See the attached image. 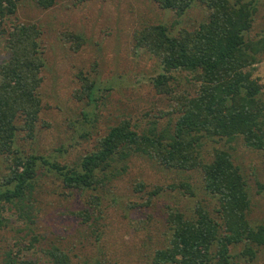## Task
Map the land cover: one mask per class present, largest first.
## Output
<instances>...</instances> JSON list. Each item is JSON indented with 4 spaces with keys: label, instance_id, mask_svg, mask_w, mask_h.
<instances>
[{
    "label": "rangeland",
    "instance_id": "1",
    "mask_svg": "<svg viewBox=\"0 0 264 264\" xmlns=\"http://www.w3.org/2000/svg\"><path fill=\"white\" fill-rule=\"evenodd\" d=\"M16 4V14L7 20L6 28L36 23L44 66L37 91L42 110L33 136L18 131L15 149L49 163L77 166L83 155L95 150L99 138L122 120H129L139 133L152 126L160 132L167 125L174 102L158 94L151 83L162 67L155 56L135 47L133 33L160 23L175 36L179 29L191 30L206 21L205 7L193 2L178 17L155 0H54L46 9L35 0H16ZM256 7L246 34L251 38L264 36V0H256ZM69 33L83 39L77 50ZM6 58L5 37H0V63ZM258 58L249 70L264 91V50ZM80 76L96 82L92 100L81 93ZM173 76L178 80L171 85L174 96L194 94L191 74L175 71ZM215 149L227 150L241 170L250 200V226H264V191L259 187L264 186L262 151L246 147L241 136L231 141L205 138L202 158L209 161ZM6 168V159L0 158V181ZM107 176L94 190H69L57 170L39 162L31 199L24 208L28 218L12 206L1 214L0 264L9 251L34 264H51L46 255L51 247L66 253L71 264H151L154 252L168 246L171 238L166 220L170 210L189 219L200 204L215 216L216 198L203 189L198 170L167 169L154 158L134 153L112 162ZM180 182L190 185L193 196L169 189ZM243 246L229 247L234 264H264V246L256 249L252 261L240 256Z\"/></svg>",
    "mask_w": 264,
    "mask_h": 264
},
{
    "label": "trees",
    "instance_id": "2",
    "mask_svg": "<svg viewBox=\"0 0 264 264\" xmlns=\"http://www.w3.org/2000/svg\"><path fill=\"white\" fill-rule=\"evenodd\" d=\"M155 1L161 9L171 10L178 17L193 2L209 12L207 20L198 27L179 29L175 36L160 23L133 33L135 47L155 56L162 67L151 83L158 94H166L174 102L167 125L160 132L152 126L139 133L129 120H122L99 138L95 150L83 155L77 166H61L41 156H24L14 148L18 131L23 130L26 137L32 138L42 110L37 93L44 66L41 30L36 23L6 28L7 20L16 14L17 4L16 0H0V37H5L7 49V58L0 63V158L7 162L0 181V224L7 206L28 218L24 208L31 199L39 162L57 170L67 189L85 191L94 190L109 179L107 172L112 162L140 153L167 169L200 171L203 189L217 201L215 216L200 204L189 219L170 210L166 220L171 238L168 246L154 252L151 264H234L229 247L239 243L244 244L240 256L252 261L256 249L264 246V226L253 228L247 220L250 200L241 170L227 150L215 149L211 159L205 161L201 148L205 138L231 141L241 136L246 147L262 151L264 158V91L249 70L264 50V36L246 35L257 11L256 0ZM35 3L46 9L54 0ZM68 36L74 42L73 50H77L82 37L75 33ZM175 71L192 75L194 94L173 95L171 85L178 82L173 76ZM80 78L81 93L92 100L96 82ZM259 187L264 191V186ZM169 189L184 190L193 196L187 182ZM46 255L51 264H71L68 255L57 247H51ZM2 264L34 263L9 251Z\"/></svg>",
    "mask_w": 264,
    "mask_h": 264
}]
</instances>
